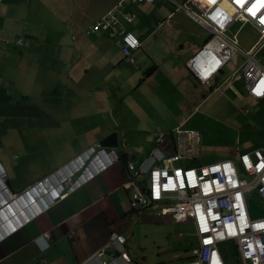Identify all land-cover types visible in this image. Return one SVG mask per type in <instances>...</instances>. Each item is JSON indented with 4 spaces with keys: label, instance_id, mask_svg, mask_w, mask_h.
I'll list each match as a JSON object with an SVG mask.
<instances>
[{
    "label": "crops",
    "instance_id": "crops-1",
    "mask_svg": "<svg viewBox=\"0 0 264 264\" xmlns=\"http://www.w3.org/2000/svg\"><path fill=\"white\" fill-rule=\"evenodd\" d=\"M119 1L120 26L110 32L91 30ZM189 2L0 0V167L16 193L112 131L134 166L147 162L159 133L177 126L198 130L199 144L217 160L264 147V99L247 93L241 71L258 40L256 29L243 21L228 26L226 34L236 36L238 51L202 85L186 61L209 33L185 11ZM123 14L134 18L128 22ZM122 30L141 43L132 52L133 61L121 52ZM249 55L264 67V43ZM244 108L251 109L242 112ZM27 124L43 127L35 133L24 129ZM32 156H42L43 164L32 168ZM121 167L109 166L4 238L0 264H98L88 258L106 244L109 232L124 235L129 256L148 264L131 252V241L135 248L141 241L136 233L143 228L136 229L137 222L172 220L157 214L156 207L147 208L155 213L143 217L147 209H131L126 190V203L114 197L122 188ZM175 223L180 226L174 230L184 228L192 243L157 246L153 264H197L189 250L198 245L194 225L189 220ZM44 232L50 240L42 249L37 240ZM103 258L108 264H128L108 248Z\"/></svg>",
    "mask_w": 264,
    "mask_h": 264
},
{
    "label": "built area",
    "instance_id": "built-area-1",
    "mask_svg": "<svg viewBox=\"0 0 264 264\" xmlns=\"http://www.w3.org/2000/svg\"><path fill=\"white\" fill-rule=\"evenodd\" d=\"M132 1L151 3L154 0ZM189 1L196 9L185 8V11L209 32L203 46L186 62L199 83L207 84L210 75L238 51L235 36L226 34L231 21L250 20L260 33L255 47L264 41V0ZM121 6L122 2H117L91 26V30L110 32L119 27L116 11ZM123 17L130 22L134 14H123ZM120 43L122 54L133 61L132 51L140 46L138 38L122 30ZM250 51L252 49L247 51L241 66L245 85L250 94L264 95V70L249 55ZM200 136L198 130L178 126L168 134L159 133L148 159L149 164L162 161V166L153 167L155 175L143 188L129 183L134 185L129 204L132 208H148L157 202L168 201L169 204L160 202L162 214L170 215L175 222H192L199 244L190 254L197 257V264H223L217 247L222 240L229 239L235 240L242 264H264V147L237 153L234 160L191 165L189 163L198 157ZM235 161L240 163L247 178L239 174ZM45 181L47 178L32 182L27 189L37 188ZM249 198L261 202L257 207L263 210L262 215H251ZM108 245H112L111 242L97 248L88 260L108 264L103 259ZM120 256L125 262L130 261L126 253L122 252Z\"/></svg>",
    "mask_w": 264,
    "mask_h": 264
},
{
    "label": "clouds",
    "instance_id": "clouds-1",
    "mask_svg": "<svg viewBox=\"0 0 264 264\" xmlns=\"http://www.w3.org/2000/svg\"><path fill=\"white\" fill-rule=\"evenodd\" d=\"M189 3H192V5L190 4V6L188 7L189 10L190 11L195 10L196 8H195L194 3L193 2H189ZM234 21H243V20H233L230 22V24ZM243 22H250L251 23L250 20H246ZM252 26L255 28V26L253 24H252ZM256 31L258 33V39H259L260 33L258 32L257 29H256ZM127 32H129V31H127ZM230 36H234V35H230ZM208 37H209V35H208ZM208 37H207V39H208ZM235 38H236V36H235ZM206 40H205V42H206ZM236 40H237V38H236ZM119 42H120V39H119ZM257 42H258V40H257ZM257 42H256V44H257ZM18 43H20L19 40H18ZM263 43H264V41L261 44H259L257 47H255L256 46V44H255V46H253L251 49L256 50ZM140 45H141V43H140ZM237 45H238V40H237ZM131 57H132V54H131ZM233 57L230 60H232ZM230 60L226 61L219 68L218 71H216L210 75V77L208 78L207 84H209V80L213 77V75L218 73L221 70V68L223 66H225L227 64V62H229ZM186 67H187V65H186ZM187 69H188V67H187ZM262 69L264 70L263 66H262ZM188 71H189V69H188ZM241 71H242V69H241ZM189 73L191 74L190 71H189ZM191 76L195 79V77L192 74H191ZM242 77L244 79V86L246 88L243 71H242ZM207 84H202V85H207ZM246 91L254 99H264L263 94H259V95H254L253 93L250 94V92L248 91L247 88H246ZM121 145L118 141V146L115 148L114 147H103V146H101V144L98 141L97 144L90 146L87 150L83 151L81 154L76 155L73 159H71L68 162L67 165L60 166L54 172L47 174L44 177L38 179V180H43V179L47 178V181H45V184H42V185L38 186L37 188H31L28 190L27 187L29 184L32 183L31 182L20 193H16V191L13 189L12 185L10 184L9 180L6 178L5 171L0 167V242L4 238H6L9 235H11L12 233H14L21 226H23L29 219H33V218L37 217L40 212H42L43 210H46L56 200L65 198L70 192H72L75 189H77L78 187H80L83 182H85L88 179L95 177L96 175L100 174L102 171L107 169L109 166H112L116 163H119L122 165L121 169L123 172L124 179L122 181L121 187L127 191L129 198H130V192L132 191V189H134V185L132 186L131 184H129L130 182L134 183L135 185L137 184V185H139V187L143 188L142 186H144L145 183H148L149 179H151V177H153L155 175V169H153V167L159 168L160 166H162V161H158V162H161V164H158V162H156L154 164H149V159H147L146 163H143L140 166H134L133 164H131L127 161V148L123 145H122L123 146L122 147ZM119 147H122V150H120V152L117 151V148H119ZM234 159H229V160H234ZM196 160H194V161H196ZM221 160H225V159H221ZM215 161H220V160H215ZM215 161H212V162H215ZM209 163H211V162H209ZM205 164H208V163H205ZM195 165H204V164L203 163H197ZM75 174H76V176L74 177ZM128 174H131L133 177L138 175V174H148V177L142 183H139V182L135 181L133 178L132 179L128 178ZM38 180H36V181H38ZM33 182H35V181H33ZM129 188H132L131 191H129ZM160 202H157L156 205H154L153 207L157 208V210H158L157 214L164 215L160 212L161 205H162L161 203L165 204L168 201L161 202V203ZM253 203L258 210H261L257 207L256 201L253 200ZM129 206H130V204H129ZM248 207H249V203H248ZM130 208L131 209H137V210L147 209V208H132L131 206H130ZM148 208H151V207H148ZM249 210H250V207H249ZM261 211L263 212V210H261ZM250 213H251V210H250ZM251 215H252V213H251ZM168 216L173 222H175L170 217V215H168ZM183 222H185V221H183ZM195 230H196V228H195ZM196 235H197V233H196ZM46 240L47 241L50 240L49 232H44L40 237H38L37 241H39V243L41 244L42 249H45L47 247V245L45 243ZM108 242H111V244H112V245H108V249L117 251L119 255H121V253L124 252L129 256L128 250L126 248L127 247L126 246L127 239L124 235L117 234L115 232H109L107 239H106V243H108ZM223 242H230L231 243V248L233 250L232 257H234V250H235L237 252L236 260H237V262H240V264H242V261L238 255L235 240L234 239L222 240L220 242V244ZM198 244H199V237H198ZM220 244L218 245L217 249H218V252L222 256L223 264H225L226 260L224 258V252H223L222 248L220 247ZM191 249H190V251H191ZM129 258H130V261L128 262V264L130 262H131L130 264H136V263L138 264V262H136L135 257L133 258V256H131V254H130Z\"/></svg>",
    "mask_w": 264,
    "mask_h": 264
},
{
    "label": "rangeland",
    "instance_id": "rangeland-1",
    "mask_svg": "<svg viewBox=\"0 0 264 264\" xmlns=\"http://www.w3.org/2000/svg\"><path fill=\"white\" fill-rule=\"evenodd\" d=\"M251 108H244L242 110V112L244 111H250ZM227 112V110H224V109H221V112ZM90 119V118H89ZM89 119H84V120H81V122L85 121V120H89ZM99 124H103V119H95ZM106 121H108L106 118H105ZM79 122V123H81ZM28 125V126H27ZM25 126V130H28V131H35L36 133V130L38 128H42L43 127V124H37V125H29L27 124ZM54 125V124H53ZM34 136V135H33ZM56 143L53 141V145H55ZM197 152L198 154H200V156H198V159L196 160L197 163H209V162H212L214 160H217L218 158H210V150L208 147H205L202 143H200L198 145V148H197ZM215 154H217L216 152H213ZM12 157L14 159H17L18 155L17 154H14L12 153L11 154ZM16 162V161H15ZM43 164V158L42 156H32L30 158V161H29V164L32 168H37V164ZM191 165H195V163H189ZM236 166H237V169H238V172L239 174L242 176V177H246L243 169L241 168V165L239 162H235ZM9 169L11 170V168L9 167ZM18 174V171L17 169L15 168L14 169V173H13V176L14 174ZM76 176V174L74 175V177ZM33 182V181H32ZM132 188H129V191H131ZM120 191V192H119ZM119 192V193H118ZM114 197L116 199H121L122 202L126 203L127 202V195L124 191L123 188H120L118 191H117V194H113ZM256 203L258 205L261 206V202L256 199ZM165 204H169V202L165 203ZM144 214H143V217H149V215H152L155 213V210L153 209H147V210H144L143 211ZM105 215V214H104ZM175 222H172V221H163L162 223H149V222H137L136 224V229H138L140 226H142L143 229H138V233L137 236L139 238V240H141L139 243H138V247L135 248L133 242L131 241V252L132 254H134L135 256H138V257H144L146 259V263L148 264H153L151 262V258H153L155 256V251L157 250V246L159 245H178L180 243H182V241L186 240L187 241V245H190V243H192L191 241V236H190V233H188L187 231H185L184 228H179V229H176L174 230V228H176L177 226H180V224H177ZM144 230L145 234H142V231ZM61 238H66L65 235L64 236H61ZM186 245V247H188ZM220 247L222 248V250L226 253V255L230 258V262L229 264H239L237 262V260H233V257H232V254H233V250L231 248V243L230 242H223L220 244ZM189 248V247H188ZM192 248V246H191ZM190 248V249H191ZM189 249V250H190ZM158 263V260H156ZM145 263V262H144Z\"/></svg>",
    "mask_w": 264,
    "mask_h": 264
},
{
    "label": "water",
    "instance_id": "water-1",
    "mask_svg": "<svg viewBox=\"0 0 264 264\" xmlns=\"http://www.w3.org/2000/svg\"><path fill=\"white\" fill-rule=\"evenodd\" d=\"M99 143L101 144V146L103 147H117L118 146V136H117V132L116 131H112L109 134H107L106 136H103L100 140ZM148 177V174H138L136 176H132L131 174H128V178L130 179H134L135 181L142 183L146 178ZM249 203V207L251 210V213L253 216H259L262 215V211L258 210L254 203L253 200L250 198L248 200Z\"/></svg>",
    "mask_w": 264,
    "mask_h": 264
},
{
    "label": "trees",
    "instance_id": "trees-1",
    "mask_svg": "<svg viewBox=\"0 0 264 264\" xmlns=\"http://www.w3.org/2000/svg\"><path fill=\"white\" fill-rule=\"evenodd\" d=\"M194 163L195 164H197V162L196 161H194ZM236 256H237V252L234 250V257L236 258ZM224 258H225V260H227L228 258H227V256L224 254Z\"/></svg>",
    "mask_w": 264,
    "mask_h": 264
}]
</instances>
